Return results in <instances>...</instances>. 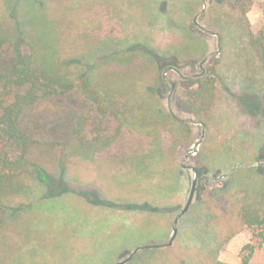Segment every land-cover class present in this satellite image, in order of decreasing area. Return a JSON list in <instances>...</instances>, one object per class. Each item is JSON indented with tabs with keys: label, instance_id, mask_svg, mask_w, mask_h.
<instances>
[{
	"label": "trees",
	"instance_id": "16d2710c",
	"mask_svg": "<svg viewBox=\"0 0 264 264\" xmlns=\"http://www.w3.org/2000/svg\"><path fill=\"white\" fill-rule=\"evenodd\" d=\"M143 1L146 0H0V264L19 261L22 249L40 253L42 264H70L66 257L51 261L54 255L48 253L53 251L50 241H18L9 234L19 237L21 221L30 216H23L24 203L14 204L17 193L33 191L36 183L46 189L42 176L52 183L51 193L43 200L67 192L65 174L73 156L99 155V169L106 157L113 162L107 169L116 171L130 161L126 168L131 173L161 170L169 181L183 171L175 161L182 155V147L193 145L195 125L171 114L157 86L161 81L171 90L172 85L162 73L169 67L182 70L185 58L175 49L161 51L150 42L130 39H114L117 47L103 53V28L93 25L99 12L115 18L113 2L119 3V8L127 6L128 13L132 4ZM180 1L191 15H195L201 2L194 0L191 6L193 0ZM252 4L253 0H213L209 25L220 32L225 43H237V56L245 69L246 92L240 96V104L256 116L264 110V28L252 29L248 21ZM146 16L141 13L139 18L144 17L145 22ZM118 19L121 22L123 18ZM176 75V95L198 120L208 125L217 115L222 98L216 77L204 76L198 87L185 88L182 77ZM125 78L129 87L122 84ZM73 96L78 97L77 111L67 110L52 119V114L63 109L62 103ZM233 148L225 147L231 159L236 157L231 155ZM261 151L254 167L238 166V160L220 166L209 163L214 170H198L202 178L210 173L216 177L227 173L228 177L211 191L199 190L196 201L179 221L172 247L139 250L127 264H228L220 259L221 251L245 229L264 240V163L259 162L264 150ZM53 160L58 164L55 171L60 181L51 188L55 177L48 166ZM162 196L143 203L134 200L122 207L155 218L152 228H139L141 234L128 244L129 250L168 241L167 229L182 209L171 194ZM169 215L171 223H165ZM118 242L111 244L118 247L117 256L121 252ZM114 261L107 257L106 247L97 255L76 260V264Z\"/></svg>",
	"mask_w": 264,
	"mask_h": 264
},
{
	"label": "rangeland",
	"instance_id": "374dc122",
	"mask_svg": "<svg viewBox=\"0 0 264 264\" xmlns=\"http://www.w3.org/2000/svg\"><path fill=\"white\" fill-rule=\"evenodd\" d=\"M211 1L213 2V0H206L205 12L198 17L197 24L194 23V19L197 13L204 9L203 0L197 4L195 15H191L185 8L187 5H181L180 0H151L150 4L146 0L140 5L132 4L128 13L127 6L119 8V3L113 2L111 8L115 10V18L109 19L105 14L99 12L93 24L94 27L101 25L103 28L104 42L101 46L103 53H106L111 47H117L114 39L117 42L130 39L141 43L150 42L161 51L175 49L178 55L185 58V62L183 61L180 67L182 70L172 67L173 69L167 73V77L175 84L173 86L168 82L173 88L169 90V86L161 81L157 86L162 102L169 111L173 110L176 118L201 122V124L192 123L195 125L194 143L191 147H182V155L176 158L175 163L179 164L183 171H179L180 174L178 173V176L169 181L167 175L164 176L160 172L161 170L131 173L126 168L130 161L127 162V166L118 171L107 169L110 161L106 157L102 158V166L99 169V163L96 160L99 155L80 153L67 162L68 169L65 174L67 192L65 191L54 199L43 200L48 198L51 193L49 187L52 183L48 177L42 176L46 189L36 183L33 191L25 190V192L17 193L14 197V204L24 203L23 216H30L21 221L19 237L14 233L9 236H13L18 241L25 238L27 241H31L32 238L34 240L38 238L44 242L50 241L53 251L48 253L54 255L50 256L51 261L52 258L60 260L66 257L69 260L67 263L70 264H76V260H82L88 254L97 255L102 248L107 247V257L115 259L112 263L114 264L125 260L138 248L129 250L128 244L132 243V239L136 235L141 234L139 228L144 225H146V229L152 228V223L155 222V218L148 214L144 215L139 211L122 207L134 200L143 203L154 197H161L162 194H171L172 197L174 196V203H180L181 209H183L191 192L194 171L183 168L182 164L186 154L201 139L203 140L197 146V151L192 153L186 161L187 165L193 166L197 170L202 168L214 170L212 168L214 165L220 166L238 160L241 162H237L238 166L249 168L258 165L257 156L262 148L264 150V110L255 116L248 113L240 104L239 98L246 92L245 69L237 56V52H239L237 43L235 45L232 42L225 43L221 39L220 32L210 27L209 6ZM191 6H194V0ZM141 13L147 15L145 22L144 17L139 18ZM120 16L123 18L121 22L118 19ZM248 21L254 31L264 28V0H253L248 13ZM177 26L182 28L178 30ZM96 29L98 28L96 27ZM210 31L220 36L221 52L210 56L202 66L201 63L204 59L218 49V37ZM109 41L111 42L108 43ZM187 48H189L190 56H187ZM203 53L204 55H201ZM176 73L182 77L181 84L184 83L185 88L198 87L204 76L216 77L222 98L217 115L212 117L208 125L198 120L186 102L176 95L177 84L174 81L179 79ZM119 78L121 77L119 76ZM122 80L124 81L122 84H126L128 81L127 78ZM117 83L120 84V82ZM129 86L130 82L126 84V87ZM73 97L62 103L63 109L52 114V119L59 118V114L66 113L67 110L70 113L77 111L78 97ZM203 125L206 126L204 136ZM226 146L234 147L231 152V155L234 153L236 156L234 159L225 153ZM261 155L262 158L259 159L261 160L259 162L264 163V153ZM215 162L217 163L215 164ZM110 164L112 165L113 162ZM57 165L53 160L48 166L52 171L51 174L54 173L55 177L51 188L60 181V175L55 171ZM226 177H228L227 173L223 174V177H216L210 173L209 177L202 178L198 172L197 190L192 204L196 201L199 190L211 191L217 185L223 184ZM169 185L171 186L168 187ZM95 194L98 197H95ZM94 200H97L96 204H94ZM38 202L41 203L38 204ZM28 204L31 205L30 208L26 207ZM108 204L113 207L110 208ZM168 217V221L165 223L170 222L171 215ZM173 224L169 230L167 229L168 241L165 243H168L173 235ZM46 226L49 227L50 233ZM51 230L57 233L53 234ZM115 241H119L117 243L121 251L119 256H117L118 247L111 246ZM19 252H21L19 261H15L14 264H42L40 253H33L26 249ZM220 259L228 264H244L245 259H248V264H264V240L255 237L252 230L245 229L225 245L221 251Z\"/></svg>",
	"mask_w": 264,
	"mask_h": 264
},
{
	"label": "water",
	"instance_id": "95a60500",
	"mask_svg": "<svg viewBox=\"0 0 264 264\" xmlns=\"http://www.w3.org/2000/svg\"><path fill=\"white\" fill-rule=\"evenodd\" d=\"M203 4H204V9L202 11H200L199 13H197L195 19H194V23L197 24V19L200 15H202L204 12H205V9H206V6H207V3H206V0H203ZM210 33L216 35L218 37V49L212 53H210L205 59L204 61L201 63V65L203 66V63L206 62V60L212 56V55H215V54H219L221 52V39H220V36L213 32V31H210ZM173 68H169L167 69L164 74H163V77L166 81L172 83V81L170 80L169 77H167V73L169 71H171ZM172 85L174 86L175 84L172 83ZM171 114L175 116V113L173 112V110L171 109ZM176 117V116H175ZM179 121H182V122H190V123H193V124H201V122H197V121H193V120H187V119H180V118H177ZM205 128L206 126L203 125V136H204V133H205ZM203 139H201L187 154H186V157H185V160L182 164L183 168L185 169H192L194 171V177H193V182H192V188H191V192H190V195H189V198H188V201L185 205V207L182 209V211L177 215V217L175 218V221H174V224H173V235L170 239V241L168 243H165V244H152V245H146V246H142V247H138L137 249H135L131 255L126 258L125 260L123 261H119L117 263H114V264H126L128 263L129 261H131V259L133 258V256L139 251V250H142V249H152V248H164V247H171L177 237V234H178V222L179 220L188 212L192 202H193V199H194V196H195V193H196V190H197V184H198V170L193 167V166H189L186 164V161L187 159L189 158V156L196 152L197 151V146L202 142Z\"/></svg>",
	"mask_w": 264,
	"mask_h": 264
},
{
	"label": "flooded vegetation",
	"instance_id": "af4514ba",
	"mask_svg": "<svg viewBox=\"0 0 264 264\" xmlns=\"http://www.w3.org/2000/svg\"><path fill=\"white\" fill-rule=\"evenodd\" d=\"M169 68H172V67H169ZM169 68H168V69H169ZM163 78H164V77H163Z\"/></svg>",
	"mask_w": 264,
	"mask_h": 264
}]
</instances>
